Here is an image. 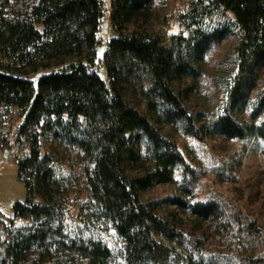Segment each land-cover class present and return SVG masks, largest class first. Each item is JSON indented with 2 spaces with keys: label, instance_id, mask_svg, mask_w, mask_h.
<instances>
[{
  "label": "trees",
  "instance_id": "trees-1",
  "mask_svg": "<svg viewBox=\"0 0 264 264\" xmlns=\"http://www.w3.org/2000/svg\"><path fill=\"white\" fill-rule=\"evenodd\" d=\"M155 2L0 0V108L25 110L13 143L26 187L0 219V264H264L258 221L191 192L140 197L184 178L157 125L200 138L183 80L228 37L213 131L264 139V0H189L175 30Z\"/></svg>",
  "mask_w": 264,
  "mask_h": 264
},
{
  "label": "rangeland",
  "instance_id": "rangeland-1",
  "mask_svg": "<svg viewBox=\"0 0 264 264\" xmlns=\"http://www.w3.org/2000/svg\"><path fill=\"white\" fill-rule=\"evenodd\" d=\"M106 2L109 3V0ZM188 2L189 0H156L154 11L166 14L169 17V30H175L178 28L175 16ZM111 34L112 30L106 19L101 34L103 42ZM233 42L234 38L228 37L214 45L206 58L196 63L201 71L200 78L183 80V87L189 97L188 106L193 112L200 138L186 134L177 125L164 122L157 125L183 151L189 163L184 178L177 174L173 182L157 184L149 191L140 192V197L146 201L153 198L186 197L187 192H191L196 199L218 201L228 216L235 212L264 225V139L254 136L244 140L231 139L212 128L219 99L213 75ZM258 77L264 78V68L256 73L255 79ZM19 109L18 106H13L9 112H5L0 108V219L5 221L14 217L13 204L23 201L26 196V187L18 179V165L14 158L16 129L25 117V110ZM237 114L249 118L243 110H238ZM127 137H130L129 134ZM77 170L81 173L79 168ZM178 209L183 216L188 215L187 210L180 207Z\"/></svg>",
  "mask_w": 264,
  "mask_h": 264
},
{
  "label": "water",
  "instance_id": "water-1",
  "mask_svg": "<svg viewBox=\"0 0 264 264\" xmlns=\"http://www.w3.org/2000/svg\"><path fill=\"white\" fill-rule=\"evenodd\" d=\"M5 155H7V151H5Z\"/></svg>",
  "mask_w": 264,
  "mask_h": 264
},
{
  "label": "built area",
  "instance_id": "built-area-1",
  "mask_svg": "<svg viewBox=\"0 0 264 264\" xmlns=\"http://www.w3.org/2000/svg\"><path fill=\"white\" fill-rule=\"evenodd\" d=\"M0 150H1V146H0Z\"/></svg>",
  "mask_w": 264,
  "mask_h": 264
}]
</instances>
